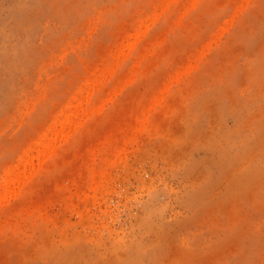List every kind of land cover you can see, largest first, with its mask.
Masks as SVG:
<instances>
[{"label": "rangeland", "instance_id": "obj_1", "mask_svg": "<svg viewBox=\"0 0 264 264\" xmlns=\"http://www.w3.org/2000/svg\"><path fill=\"white\" fill-rule=\"evenodd\" d=\"M0 264H264V0H0Z\"/></svg>", "mask_w": 264, "mask_h": 264}, {"label": "bare ground", "instance_id": "obj_2", "mask_svg": "<svg viewBox=\"0 0 264 264\" xmlns=\"http://www.w3.org/2000/svg\"><path fill=\"white\" fill-rule=\"evenodd\" d=\"M88 86H89V85H88ZM86 88H87V87H86ZM78 97H79V99H80V96H78ZM83 97H86V95H84ZM83 97L81 96V99H83ZM70 98H71V97H70ZM76 98H77V97H76ZM73 99H74V98H73ZM70 100H71V99H70ZM77 100H78V98L76 99V101H77ZM71 101H72V100H71ZM80 101H81V100H80ZM84 101H86V98L83 100V102H84ZM88 101H89V99H88ZM72 102H73V101H72ZM74 102H75V101H74ZM78 102H79V101H78ZM78 102H77V103H78ZM79 103H80V102H79ZM79 103H78V104H79ZM68 105H69V104H68ZM68 105H67V106H68ZM73 105H74V107H76V108H77V106H78V105H76V102L72 104V107H73ZM80 105H81V104H80ZM80 105H79V106H80ZM69 107H70V105H69ZM80 107H81V106H80ZM67 108H68V107L64 108V112H63V113H66ZM76 108H71V110L73 111L72 115L75 114V113H74V109H75V112H77V111H76ZM69 109H70V108H68V110H69ZM68 110H67V112H68V114H70L71 112H69L70 110H69V111H68ZM58 115H59V114H58ZM75 115H76V114H75ZM75 115L72 116V118H76ZM60 116H61V115H59L58 117H60ZM63 116H65V119H66V115L64 114ZM78 116H79V115H78ZM61 117H62V116H61ZM67 117H68V116H67ZM55 118H57V117H55ZM65 119H64V120H65ZM67 119H68V118H67ZM67 119H66V121H67ZM57 120L60 121V118L57 119ZM62 120H63V118H62ZM68 120H70V119H68ZM61 122H62V121H61ZM47 128H49V127H47ZM64 128H65V127H64ZM52 129H53V127H52ZM49 130H51V129L49 128ZM54 130L56 131L55 128L53 129V132H54ZM63 130H64V129H63ZM46 131H48V130H46ZM51 131H52V130H51ZM57 132H58V130H57ZM57 132H56L57 135H58V133H61V132H58V133H57ZM65 132H66V130H65ZM47 133H48V132H47ZM49 133H50V132H49ZM53 134H54V136H56L55 132H54ZM46 135H47V134H46ZM52 136H53V135H52ZM57 137H58V136H57ZM55 138H56V137L52 138V137L50 136V137H49V141H50L51 139L53 140V139H55ZM46 139H48V138H46ZM40 140H41V137H40ZM43 140H44V139L42 138L41 141H43ZM38 141H39V140H38ZM44 141H45V140H44ZM49 141H47V143H44V147H43V143H42V145H41V143H40V144H35L34 148H35V147L37 148V145L42 146V148H41V153H43L42 151L44 150L45 147L47 148V146H48V147L50 148V144L48 143ZM50 142H51V141H50ZM38 143H39V142H38ZM45 144H48V145L46 146ZM32 145H33V144H32ZM39 146H38V148H39ZM30 148H31V147H30ZM38 148H37V149H38ZM42 149H43V150H42ZM46 150H47V149H46ZM49 150H50V149H49ZM29 151H30V150H29ZM35 151H36V150H35ZM38 151H39V150H37V152H36L37 155H38ZM30 152H31V151H30ZM33 152H34V151H33ZM41 153H40V155H42ZM30 154H31V153H30ZM33 155H34V156H33ZM33 155H31V156H33L32 158L37 157V156H35V154H33ZM24 156H25V155H24ZM24 156H23V157H24ZM23 157H22V164H21V165L26 166V161H28V160H26L25 158H27V157H25V158H24V159H25V163H24V161H23ZM32 158H31V159H32ZM31 159H30V160H31ZM30 160H29V161H30ZM19 163H20V162H19ZM18 166H19V165H18ZM24 166H23V167H24ZM28 166H29V165H28ZM25 169H26V167H25ZM14 170H15V169H14ZM22 170H23V174H25V173H24V169H22ZM18 171H19V170H18ZM25 171H26V170H25ZM14 172H15V171H14ZM14 172H12L11 174L8 175L10 178H9L8 176H7V177H8L9 179H11V182H14V184H15V183L18 182V180H19L18 178H19V177L17 178L18 180L16 179L17 182H15L16 180H15L14 178H11L12 176H10V175H12ZM17 174H19V176H20V172H19V173L17 172ZM21 174H22V171H21ZM14 175H15V173L13 174V176H14ZM16 176H17V175H15V178H16ZM5 178H6V176H5ZM5 178H4V179H5ZM6 179H7V178H6ZM12 179H13V181H12ZM8 181H9V180H6V183H7ZM3 182H4V180H3ZM9 182H10V181H9ZM19 182H21V181H19ZM11 184H13V183H11ZM5 185H6V184H5ZM5 185H4V188H5ZM12 186H13V185H12ZM14 186H15V185H14ZM7 187L9 188V185H7ZM4 188H3V189H4ZM10 188H11V187H10ZM10 190H11V189H9V191H10ZM5 191L8 192L7 190H5Z\"/></svg>", "mask_w": 264, "mask_h": 264}]
</instances>
